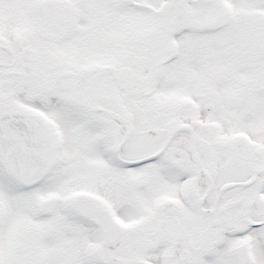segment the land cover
Segmentation results:
<instances>
[{"label": "flooded vegetation", "instance_id": "af4514ba", "mask_svg": "<svg viewBox=\"0 0 264 264\" xmlns=\"http://www.w3.org/2000/svg\"><path fill=\"white\" fill-rule=\"evenodd\" d=\"M36 1L0 0V117L28 160L52 148L46 181L72 173L48 210L108 231L63 218L67 263L264 264V0H156L137 29L118 0H66L65 25Z\"/></svg>", "mask_w": 264, "mask_h": 264}, {"label": "rangeland", "instance_id": "374dc122", "mask_svg": "<svg viewBox=\"0 0 264 264\" xmlns=\"http://www.w3.org/2000/svg\"><path fill=\"white\" fill-rule=\"evenodd\" d=\"M133 27L137 29L140 23L134 22ZM71 175L64 183L52 178V183L46 181L19 194L11 193L0 177V264H61L60 256L66 255L64 250L70 242L74 252L72 254L70 248L68 252L71 257L76 255L77 249L72 241L74 234L69 232L70 226H64L67 223L57 210L53 209L40 220H32L27 214L32 199L47 198L50 193L63 195ZM51 186L53 189L49 188Z\"/></svg>", "mask_w": 264, "mask_h": 264}, {"label": "water", "instance_id": "95a60500", "mask_svg": "<svg viewBox=\"0 0 264 264\" xmlns=\"http://www.w3.org/2000/svg\"><path fill=\"white\" fill-rule=\"evenodd\" d=\"M0 152H1V149H0ZM0 167L2 170L6 171L8 180L10 182L18 186H28L38 181L40 177L43 175V170L40 171V169L42 167L45 168V163L38 162L37 164L38 169H33L30 163L0 161ZM18 167H21V170H20L22 171L21 173L14 172L16 171V169H18Z\"/></svg>", "mask_w": 264, "mask_h": 264}]
</instances>
